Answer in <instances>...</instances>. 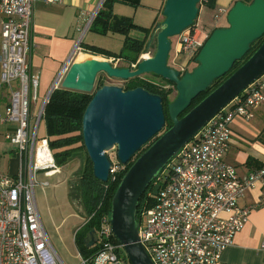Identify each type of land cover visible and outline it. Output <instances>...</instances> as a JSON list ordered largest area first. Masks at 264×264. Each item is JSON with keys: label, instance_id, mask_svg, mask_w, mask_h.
Wrapping results in <instances>:
<instances>
[{"label": "built area", "instance_id": "1", "mask_svg": "<svg viewBox=\"0 0 264 264\" xmlns=\"http://www.w3.org/2000/svg\"><path fill=\"white\" fill-rule=\"evenodd\" d=\"M59 1L45 0L48 4ZM103 1L99 0L91 13L81 11L78 31L89 29ZM34 3L0 0V89L5 87L10 94L0 121L16 125L5 138L16 146L19 157L16 174H0V264H65L49 241L35 198L36 185L49 186L48 180L38 182L37 175L52 178L60 167L47 139L38 135L42 108L37 116L31 114L37 94V81L28 73ZM220 17L214 15V22ZM208 35L196 19L192 27L177 36L174 58L181 59L175 68L180 75L190 71L188 65L194 63ZM80 44L78 39L56 86L82 52ZM263 102L264 72L213 116L152 182L149 197L153 205L139 213L138 238L153 264H222L224 250L232 245L255 208L241 205L245 192L258 184V206L264 205V163L241 178L224 159L233 120L251 119ZM115 172L112 166L110 174ZM95 233L94 245L99 250L91 258L78 252L79 264H130L123 246L113 237L109 213L101 216Z\"/></svg>", "mask_w": 264, "mask_h": 264}, {"label": "water", "instance_id": "2", "mask_svg": "<svg viewBox=\"0 0 264 264\" xmlns=\"http://www.w3.org/2000/svg\"><path fill=\"white\" fill-rule=\"evenodd\" d=\"M200 1L164 0L163 20L156 24L146 47L155 40V52L151 57L141 56L134 69L115 66L109 59L89 58L81 62L75 59L57 86L54 85V88L93 93L82 116L81 133L92 174L98 181L107 182L110 175L112 164L108 150L115 147L118 162L125 166L157 137L123 174L110 203L111 231L123 246L130 264H153L138 238L136 211L141 196L179 150L264 72L263 40L220 85L180 117L199 94L227 74L251 45L264 36V0L249 3L238 0L226 15L227 25L213 29L208 35L194 58L195 67L180 75L168 65L171 39L194 25ZM99 74L124 81L150 74L173 83L176 94L167 104L171 126L165 129L159 95L140 87L123 90L104 85L96 89ZM83 242L86 248L94 246L97 242L95 230H90Z\"/></svg>", "mask_w": 264, "mask_h": 264}, {"label": "crops", "instance_id": "3", "mask_svg": "<svg viewBox=\"0 0 264 264\" xmlns=\"http://www.w3.org/2000/svg\"><path fill=\"white\" fill-rule=\"evenodd\" d=\"M99 0H61L48 4L45 0H35L32 22V49L28 59V73L37 81L36 102L31 106V114L37 116L50 91L55 89L61 68L76 43V34L82 25L81 11L91 13ZM238 0H216L213 9L200 5L198 19L207 31L215 29L229 9ZM164 1L161 0L162 9ZM220 20L211 24L214 15ZM1 18V17H0ZM209 25V26H208ZM226 26L222 23L218 27ZM176 65L181 63L174 58ZM38 91L43 95L38 105ZM10 94L7 88L0 89V115L8 105ZM14 123L0 121V154L6 155L5 166L0 174L14 175L19 168L16 146L5 138L15 129ZM45 128V126H44ZM231 142L224 156L225 161L234 166L241 178L259 169L264 163V102L253 112L249 120L235 118L231 123ZM41 137H44L41 136ZM15 149V150H14ZM3 158V159H4ZM2 159V158H1ZM260 187L256 184L247 190L241 205L255 207L247 215L242 229L234 236L233 243L222 254V264H264V205L258 206Z\"/></svg>", "mask_w": 264, "mask_h": 264}, {"label": "trees", "instance_id": "4", "mask_svg": "<svg viewBox=\"0 0 264 264\" xmlns=\"http://www.w3.org/2000/svg\"><path fill=\"white\" fill-rule=\"evenodd\" d=\"M164 1V0H162ZM249 3L251 0H242ZM216 0H201L200 5H205L207 8L213 9ZM116 3H121L131 7L140 5L141 0H104L101 7L93 18L89 31L97 34L105 35L109 33H117L124 36L123 47L120 52L89 43L80 44L82 51L91 55L101 56L104 58H111L114 60H122L127 63V67L131 69V65L135 64L140 55L145 53L148 38L156 20L153 21L151 27H142L137 25L132 18L126 16H117L113 13V6ZM199 8V7H198ZM131 31H139L143 34L142 38H134L129 36ZM264 40V36L255 41L246 55L240 60L236 61L232 69L224 76L216 79L211 87L205 92L199 94L191 103L190 107L181 114L182 117L186 112L197 105L205 98L213 89L221 84L234 70H236L249 56L259 47ZM153 77H157L152 75ZM160 78V77H157ZM165 84L171 85V88H165L164 85L147 80L143 77L132 78L124 81L123 90H132L135 88H143L149 93L159 95L162 99L164 114H165V129L171 126V121L167 113V104L170 99L169 96L173 92L174 84L160 78ZM101 74L96 78L95 88L99 89L104 86ZM93 93H81L70 90H65L57 87L51 91L48 100L44 106L41 120L44 122L45 135L49 148L54 157L55 163L58 167H63L75 158L81 159V169L79 178L75 184L76 192L71 194L77 195L78 202L85 215L86 221L80 226L74 234V244L79 254L84 258L93 257L99 250L98 245L86 248L84 245V238L90 230H97L99 221L102 215L109 213L110 203L113 194L126 170L132 164L133 160L144 151L157 137L151 139L135 156L129 161L127 165L120 171L110 174L107 182H100L94 178L92 174V165L85 151L81 133V121L84 110L91 100ZM151 183L141 196L136 218L139 221V213L142 208H149L153 205V200L149 197L152 191Z\"/></svg>", "mask_w": 264, "mask_h": 264}, {"label": "rangeland", "instance_id": "5", "mask_svg": "<svg viewBox=\"0 0 264 264\" xmlns=\"http://www.w3.org/2000/svg\"><path fill=\"white\" fill-rule=\"evenodd\" d=\"M160 3L161 0H141L140 5L137 7L116 3L113 6V13L117 16L130 17L139 26L151 27L153 21L156 20V23H159L163 20ZM197 21H199L198 17ZM222 23L227 25L226 18H223L221 22L217 24L214 23V17L211 19V24H215L213 27L217 26L215 28H218ZM154 29L155 26L150 35L154 32ZM210 32L211 30L209 31V34ZM76 36V41L79 39L82 43L94 44L114 52H120L123 47L124 36L117 33L101 35L89 30L84 31V27H82L81 30L77 32ZM129 36L142 38L143 34L139 31H131ZM171 42L172 46L168 57V65L176 68V63L174 61V46L177 43V37L171 39ZM146 50L147 51L140 55V57L143 55H145L143 57L153 56L155 52V40ZM85 54L91 57L96 56L88 53ZM99 57L107 59L101 56ZM109 60L115 66L127 67V63L122 60L113 61L111 58H109ZM194 67L195 64L193 62L188 65L189 70H192ZM141 77L160 83L161 85H164L165 88L172 87L171 85L162 82L160 78L153 77L150 74L142 75ZM101 78L105 85L124 87V80L109 78L105 74H101ZM3 88L5 87H2V89ZM175 94L176 92L173 90L169 99L172 100L175 97ZM42 96L43 95L38 91V105H40L42 101ZM38 135L40 137L45 135L43 120L39 122ZM2 156L3 157H1L0 154V172L4 169L6 159L4 158L6 155L2 154ZM107 156L110 159L113 168L116 171L120 170L123 165L117 160L115 147L107 151ZM80 169L81 159L75 158L65 166L60 167L59 173L52 178H44L41 173H39L37 175V181L42 182L48 180L49 186L41 187L38 184L35 187V198L43 227L52 247L65 264H79V260L77 259L78 251L74 244V233L85 223L86 218L78 202L77 195H73L72 197L71 194L76 192L75 184L78 181Z\"/></svg>", "mask_w": 264, "mask_h": 264}, {"label": "bare ground", "instance_id": "6", "mask_svg": "<svg viewBox=\"0 0 264 264\" xmlns=\"http://www.w3.org/2000/svg\"><path fill=\"white\" fill-rule=\"evenodd\" d=\"M143 56H145V55H143ZM89 58L102 59V58H100L99 56H93V57H91V56H88L87 54H85V53H83V52H80V53L77 54L76 60H77L78 62H81V61H84V60L89 59Z\"/></svg>", "mask_w": 264, "mask_h": 264}]
</instances>
